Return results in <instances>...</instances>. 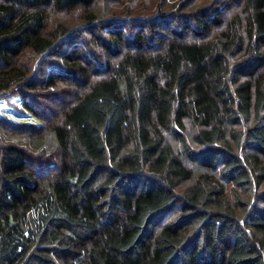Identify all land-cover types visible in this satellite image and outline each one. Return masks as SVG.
Segmentation results:
<instances>
[{
	"label": "trees",
	"instance_id": "trees-1",
	"mask_svg": "<svg viewBox=\"0 0 264 264\" xmlns=\"http://www.w3.org/2000/svg\"><path fill=\"white\" fill-rule=\"evenodd\" d=\"M0 264H264V0H0Z\"/></svg>",
	"mask_w": 264,
	"mask_h": 264
},
{
	"label": "rangeland",
	"instance_id": "rangeland-1",
	"mask_svg": "<svg viewBox=\"0 0 264 264\" xmlns=\"http://www.w3.org/2000/svg\"><path fill=\"white\" fill-rule=\"evenodd\" d=\"M0 114L13 121H27L39 123V120L30 115V113L21 107L19 98L12 96L9 101L0 99Z\"/></svg>",
	"mask_w": 264,
	"mask_h": 264
}]
</instances>
